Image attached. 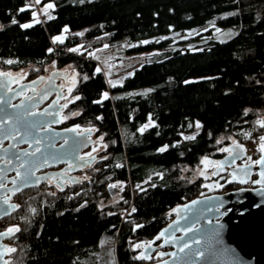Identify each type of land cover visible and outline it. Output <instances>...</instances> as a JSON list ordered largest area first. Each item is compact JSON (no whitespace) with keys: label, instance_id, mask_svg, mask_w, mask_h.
Instances as JSON below:
<instances>
[{"label":"trees","instance_id":"1","mask_svg":"<svg viewBox=\"0 0 264 264\" xmlns=\"http://www.w3.org/2000/svg\"><path fill=\"white\" fill-rule=\"evenodd\" d=\"M45 3L54 4L49 10L54 19L42 13L47 20L34 23L32 1L0 0V71L27 69L32 78L47 66H68L77 80L71 96L81 99L68 104L67 124L94 129L96 138L103 137L102 149L84 178L63 191L39 184L15 194L20 207L4 227L18 225L21 231L9 238L16 251L7 261L152 264L156 254L135 259L140 250L134 245L155 242L174 206L205 194L200 180H193L201 159L220 157L221 145L231 139L253 146L264 133L257 123L264 117V0H42L39 5ZM25 23L33 27L21 28ZM209 23L234 35L149 58L113 88L97 72L94 52L105 45L116 49L124 38L139 41ZM65 27L64 43L53 44ZM150 117L156 126L141 133ZM196 121L202 125L196 138L185 139ZM258 156L257 150L253 158ZM110 184L119 187L114 198L106 191Z\"/></svg>","mask_w":264,"mask_h":264},{"label":"water","instance_id":"2","mask_svg":"<svg viewBox=\"0 0 264 264\" xmlns=\"http://www.w3.org/2000/svg\"><path fill=\"white\" fill-rule=\"evenodd\" d=\"M69 75L67 68L63 71L53 70L46 76H38L29 82L19 83L14 87H11V85L17 82L16 79L0 77V99L4 101L0 103V122H3V128L0 130V141L2 143L7 142L4 147H1L2 143H0V155H3V149L18 143L17 140H13L9 136L10 132L18 129L21 138L26 137L29 141L38 138L41 141L40 147L48 162L44 163L43 157L39 153L36 157L24 158L26 160H36L43 164L38 171L64 165L59 171H47L41 174H37L38 171H36L33 180L36 177L41 178L38 184H42L47 177L54 179L60 177L62 179L64 171L75 173L90 166L86 164L88 157H80V154L94 144V132L86 130L79 133L77 130L69 131L74 128L60 130L53 128V125L59 123V111L61 109L54 108V106L63 96L61 87L67 84L65 79ZM13 77H19L20 79L19 75H13ZM41 77H44V80H40ZM59 79L63 80L61 86L56 83ZM42 81L44 82L40 85ZM32 88H35V91H32ZM26 90L29 91L27 95L23 97L17 95V93ZM54 94L55 97L43 106ZM58 97H60L59 100ZM22 102L23 106H20ZM45 110H47V114L40 115ZM30 112L35 113V115H30ZM42 125L43 127H41ZM6 136H8L7 139ZM21 146L26 147L20 149ZM101 148L102 146L99 147V149ZM224 148L232 149V152L223 151L225 155L216 162L223 164V168L228 167L229 180H232L233 174L236 175L237 179L231 183L245 185L246 183H240L239 180L246 179L250 182L251 174L254 172L256 177L251 182L252 187L239 188L221 194L198 196L183 204L174 206L170 211L172 219L157 234L158 236L163 230L168 229L165 238L155 240L157 244L152 243L151 248H148L147 251L141 248L140 253L144 252L146 256L150 257L154 253L156 254L159 261L154 264H164V261H167L168 264H264V192H261V189H264V183H253L260 179L259 173L264 171V166L251 163L234 166L236 162L246 157V152L241 153L233 163V155L239 149H236L234 144H229L222 149ZM23 150L32 151L28 148L27 143H20L19 148L9 149V155ZM95 153L92 156L96 160ZM260 157L261 152L258 159ZM13 163L18 164L19 161H13ZM0 167H3L2 162H0ZM21 171L23 172L24 169H21ZM14 177L15 172L12 171L8 173L7 179L10 181ZM67 178L68 181H71L70 184L81 181V178L76 176ZM38 184L34 183L23 190L36 187ZM7 187L10 189L13 185L9 183ZM207 190L209 191V189ZM193 201H200V203L193 204ZM221 202L223 207L220 209V213L226 212V214L221 216L219 220V223L223 224L224 227L220 230L219 236H216V217L220 213L215 211L214 206ZM10 203L15 204L14 202ZM3 208H7V206L4 205ZM2 210L0 209V211ZM9 215L0 216V220ZM210 220L211 223H209ZM169 225L172 227L169 228ZM185 229L192 230L185 235ZM173 237L174 239H172ZM3 239L6 238H0V250ZM164 239H169L170 242L165 244ZM193 240H198L199 243H192ZM185 243H188L190 247L181 251L180 249ZM159 253H175L176 256L164 255L161 258ZM3 256L0 257V264L5 262ZM141 260L147 261L148 259Z\"/></svg>","mask_w":264,"mask_h":264},{"label":"snow or ice","instance_id":"3","mask_svg":"<svg viewBox=\"0 0 264 264\" xmlns=\"http://www.w3.org/2000/svg\"><path fill=\"white\" fill-rule=\"evenodd\" d=\"M81 2H83V0H81ZM41 3H42V0H35V4L36 5H39ZM54 7L55 6H54L53 3H48V4L45 5V7L43 9V14L45 16H47V18L49 20L54 19V17L50 14V11H49V10H54ZM26 10H29V9L28 8L19 9V11H21V12L26 11ZM32 17H33V22L34 23H40L41 22L38 19L36 12L32 13ZM12 23L16 24L17 21L15 19H13ZM20 27L23 28V29H28V28L33 27V23L21 24ZM68 31H69V29L67 27H65L63 29L64 33H67ZM81 35H82V33H81ZM64 39H65V37L63 35H57V36L53 37L52 43L53 44H56V43L63 44L64 43ZM105 47H107V45H105ZM48 51L51 53L53 51V49L50 48V49H48ZM69 51L77 52V51H79V49L72 48V49H69ZM7 63L8 64H12L13 61L9 60V61H7ZM99 71L100 70L97 69V72H99ZM0 77H12L13 79H16L17 82H19V77H13V74L10 73V72H0ZM83 79L87 80L88 77L84 76ZM40 80H44V77H41ZM33 83H36V82H33ZM76 83H77L76 76L71 77V84L73 85V87H69L68 88V93L69 94L72 93L73 88H74ZM109 83L112 84L113 87L116 86V84L111 82V81H109ZM25 87H30V86H25ZM31 90L35 91V88H32ZM9 91H10V89H9ZM22 94H23L22 91L17 93V95H22ZM144 94H146V93H144ZM102 96H103L104 100L109 98V94L107 92L102 93ZM59 99H60V97H58V100ZM64 99H67V97H64ZM80 99H81V97L79 95H76V96L72 97V99L70 101H68V102L69 103H74L75 101L80 100ZM3 102H4L3 99H0V103H3ZM94 103H102V100L94 101ZM20 106H23V102L21 103ZM63 107H67V104H64V105L61 106V108H63ZM29 114L30 115H35V113H31V112ZM45 114H47V110H45L44 113H40V115H45ZM76 114H78V113H73V115H76ZM67 118L68 117H62V119H67ZM99 118L100 117H98V119ZM5 122H7V121H5ZM257 123L259 124V126L261 128H264V120H259V121H257ZM150 126L151 127H155L156 126L152 122L151 117L149 118V122L147 124H145L143 127H141L139 129V131L141 133H143ZM191 126L192 125H189V127H191ZM41 127H43V125ZM195 127L197 129H199V128L202 127V125L199 122H196L195 123ZM2 128H3V122H0V130H2ZM75 130L76 129L74 128V129H70L69 131H75ZM88 131L91 132V131H94V129L90 128V129H88ZM245 135L249 136L250 134L245 133ZM9 136L13 140H17L18 143L15 144V145H9V148L3 149V155H0V162L3 163V167H0V209H3L2 211H0V216L9 215L12 211H16L20 207L17 204L10 203L12 195H15L16 193L23 191L24 188L32 186L34 183L38 184L40 182L41 178L36 177L35 180H33V177H35V172L38 171L43 166V164L37 162L36 160H26L24 158L36 157L37 154L39 153L40 156L43 157V162L44 163L48 162L47 157L44 156V153L42 152V149L40 147L41 141L38 138H35V139L31 140V141H29L26 137L21 138L18 129L13 131V132H10ZM5 138L7 139L8 136H6ZM195 138L196 137L194 135L185 137V139H187V140H194ZM99 139H100V141H102L103 137L101 136ZM259 140H260V144H259V147H258V151L261 152V157H260V159H258L256 161H253L252 163H254L256 165L264 166V136H260ZM0 143H2V141H0ZM20 143H27L28 144V148L32 149V151L23 150V151L14 152L11 155H9V149L10 148H19V144ZM217 143L219 144V143H221V141L217 140ZM233 143L235 145V148L239 149V151L235 152L234 155H233L232 162L234 163L235 159L241 153H244L246 150L243 148L242 145H240V144H238L236 142H233ZM103 147L106 148V145H103ZM166 148H167V146L161 148L160 151L163 152V151L166 150ZM93 151H97V149L94 148ZM222 151L232 152V149L224 148V149H222ZM102 159H107V157H102ZM94 160H95V157H93L91 155V153H89L88 154V159L86 160V164L91 165V163ZM247 160L251 161V157H248ZM13 161H19V163L18 164H14ZM202 163L205 165V169L204 170H200L199 174L201 176H204L206 179L210 178L208 176V174H207L208 166L212 165V166L217 168V171L211 172V176L219 175L220 170L223 169V164H221L219 162H216L214 164V162L210 161L207 157H205L203 159ZM120 166L121 165H117V167H120ZM21 169H24V171L22 172ZM12 171L15 172V177L12 178L9 181L7 179V176H8V173L12 172ZM245 175H247V173H245ZM259 175H260V179L254 181L253 182L254 184H262V183H264V171H261L259 173ZM46 179L51 180V179H54V178L47 177ZM85 179H88V177H85ZM236 179H237L236 175L233 174L232 175V180H229L227 182L231 183L233 180H236ZM69 182H71V181H69ZM239 182L240 183H247L248 181L246 179H240ZM9 183H11L13 185V187L10 188V189L7 187ZM56 187L59 190L63 191V185L62 184H57ZM109 187L110 188H117L118 185L117 184H110ZM203 187L209 189V191H212V190H214V188L222 187V185H220L217 182V183H215V185H213V184H204ZM261 192H264V189H261ZM50 195H55V193H50ZM201 195H204V194L202 193ZM208 199H211V198H208ZM192 203L193 204H198V203H200V201H193ZM4 205H6L7 208H3ZM83 206L84 205H81V207H83ZM214 207H215V211L217 213H220V209L223 207V203L221 202L219 204H216ZM31 211L33 213H35L36 210L33 208V209H31ZM77 211H79V209H77ZM135 211H136V209L133 208L132 212H135ZM174 211L178 212L179 210H174ZM62 214L63 213H61V215ZM225 214H226V212L225 213H220V215L216 217V221H217V226H216V229H215V235L216 236H219L220 230H222L223 227H224L223 224L219 223V220H220L221 216H223ZM209 223H211V220L209 221ZM140 227H143V225H136V228H140ZM171 227L172 226L169 225V228H171ZM190 230H192V229H185V235H187L188 231H190ZM20 231H21V229H20V227L18 225L9 227L4 232H0V238H10L11 236H14L16 233H18ZM167 232H168V229L163 230L155 239L156 240H160L162 238H165V235H166ZM172 239H174V237ZM169 242H170L169 239H164V243L165 244H167ZM153 243H154V241H153ZM192 243L198 244L199 241L198 240H193ZM161 246H163V245H161ZM188 247H190V245L188 243H185L181 247L180 250L183 251L184 248H188ZM141 248H143L145 251H147L148 248H151V243H149L147 245L141 244V243H138V244L134 245V250L141 249ZM15 251H16L15 248L5 246L3 252L0 253V257H2L4 254H10V253H13ZM198 254H202V253H198ZM164 255H171L173 257L176 256L175 253H169V254L159 253V256L161 258H163ZM150 258L151 257L146 256L144 254V252H141L140 255L135 257V259H150ZM4 264H10V262L9 261H5ZM164 264H168V262L164 261Z\"/></svg>","mask_w":264,"mask_h":264},{"label":"rangeland","instance_id":"4","mask_svg":"<svg viewBox=\"0 0 264 264\" xmlns=\"http://www.w3.org/2000/svg\"><path fill=\"white\" fill-rule=\"evenodd\" d=\"M46 4L47 3L42 4V5H38V8H39L41 13H43V9H44ZM58 35L64 36V32L62 31ZM233 35H234L233 31H231L229 29H222L216 23H209V24L201 26V27L188 29V30H184V31H169L163 35H160L157 37H151V38H147V39H141L139 41H129L126 38H124L121 41H119L120 46L117 47L116 49H110L107 47H103L101 49L96 50L94 52V58L96 59V61L98 63L99 70L102 72V74L104 75V77L106 79V83H107L108 88H113L112 84H110L109 81L115 83L116 86H120L126 77L131 76L132 73L134 72V70L139 68L149 58L158 56V55H160L164 52H167V51H173V50L184 51L186 49H194L196 47L202 46L203 44H206L209 41H226V40L230 39ZM55 36H57V35H54L53 37H55ZM53 37H52V39H53ZM66 68L68 69V73L70 75L66 77L65 81L67 84L63 85L61 87V91L63 92V99H64V97H67V99H64V100H65V102L67 101L66 104L68 106V104H69L68 101H70L72 99L71 94L68 93V88L73 87V85L71 84V77L75 76V73L73 71H71L68 66L64 67V68H60V69L55 68L53 66H47L45 68V71L41 74H45V73L47 74L53 70L63 71ZM23 71H24V75H22V76H23V78H25V77H27V75H26L27 69H24ZM0 72H2V71H0ZM8 72H10L14 75L19 74V71H15V72L8 71ZM62 83H63V80L60 81V85H62ZM104 92L109 93L108 90H106ZM66 109H67V107H66ZM64 116L68 117L67 119H69L71 117V116H68L67 110H65ZM260 120H264V117H262ZM195 123L193 125V130L190 133L182 135L184 138L187 136L195 135L200 130V128L197 129L195 127ZM74 128H76L77 130H88V129H90V128L77 127L75 125H74ZM93 140H94V144L90 147V150L84 156L88 157L89 153H91V155L93 153H95L96 151H93L94 148L97 149V152L94 155L96 157L99 156L100 150L102 149V148L99 149V147H101L100 141L94 135H93ZM220 141L222 143L223 140L221 139ZM233 142H235V141L231 139L228 143L222 144L220 149H219L220 154L222 155V153H223V151H222L223 147H225L229 144H234ZM259 144H260V140H256V142L253 144V146L251 145L247 148H245V147H243V148L248 153H250L253 157V155L258 150ZM204 158L201 159L199 167L197 169H195V171H194L195 174L193 177V180L199 179L201 183H202V181L200 179L201 175L199 174V172H200V170L205 169V165L202 163ZM207 158L209 160H211V159L214 160V158H209V157H207ZM210 166H208L207 170L209 169ZM51 189L53 191H55L57 188H51ZM149 243L152 244L153 241L149 242ZM149 243H146L145 245H147ZM139 250L141 251V249H139ZM140 251H139V254H140Z\"/></svg>","mask_w":264,"mask_h":264},{"label":"flooded vegetation","instance_id":"5","mask_svg":"<svg viewBox=\"0 0 264 264\" xmlns=\"http://www.w3.org/2000/svg\"><path fill=\"white\" fill-rule=\"evenodd\" d=\"M48 74V73H47ZM46 73L45 74H39L35 77H32V78H23L22 75H24V71H19V74H16V75H19L20 76V79H19V82H15L11 85V87H14L16 86L17 84L19 83H24V82H29L35 78H37L38 76H46L47 75ZM14 75V74H13ZM60 81L62 80H57L56 83L58 85H60ZM44 81L41 82L40 85L43 84ZM39 85V86H40ZM38 86V87H39ZM61 86V85H60ZM29 93L28 90H26L25 92H23V94L21 95V97L27 95ZM55 97V94L52 95L44 104L43 106H45L47 103H49L53 98ZM66 104L65 100L63 99V96L62 98L58 101V103L55 104L54 108H61L62 105ZM65 110H66V107H63L60 109L59 111V123L57 125H53V128L55 130H60V129H65V128H74V125H68L67 124V119H62V117H65L64 114H65ZM76 129V128H75ZM77 130V129H76ZM79 133L83 132V131H86V130H77ZM264 136V134H263ZM7 144V142H4L1 144V147H4L5 145ZM26 146H21L20 149H23L25 148ZM91 147V146H90ZM90 147L86 148L85 150H83L80 154V157H87V156H84L86 153H88V151L90 150ZM246 152V157L243 159V160H240L238 162H236L234 164L235 165H245V164H254L252 163L253 161H256L257 159H253L252 155L250 153H248L247 151ZM225 155V153L223 152L222 155L220 157H218L217 159H214L212 160V162H214V164L216 163V161H218L220 158H222L223 156ZM259 155H260V151H259ZM248 157H251V161H248L247 158ZM64 167V165H61V166H57L55 168H46L42 171H38L36 172L37 174H41V173H46L47 171H59L61 170L62 168ZM87 168V167H86ZM86 168L82 171H78V172H75V173H69L67 171H64V173L62 174V179L60 177L56 178V179H51V180H48L46 179L42 184L50 187V188H57L56 185L57 184H62L63 185V188L67 185H72L69 183L68 181V178L69 176H76V177H79L81 179L84 178V173H85V170ZM228 167H224L222 170H220V173L219 175L217 176H211V172L213 171H217V168L214 167V166H210L209 169L207 170V174L210 178H205L204 176H200V179L202 181V184H213L215 185V183H219L220 185H222V187H219V188H214V190L212 191H208L207 188H204V192L205 194L204 195H208V194H221V193H225V192H229V191H233V190H236V189H239V188H251L252 185H251V182L253 179H255L256 175L254 172H252L251 174V181L250 182H247L245 185H241V184H237V183H229L227 181H229V172H228ZM10 176H13V175H10ZM67 176V177H66ZM39 185V184H38ZM58 189V188H57ZM204 195H201V196H204ZM15 196V195H14ZM14 196H12L11 198V201L10 202H14L13 201V198ZM11 215V214H10ZM9 215V216H10ZM5 217L3 219L0 220V232H4L7 228L11 227V226H8V227H4V225L7 224V221L6 219L9 217ZM7 246V247H10L9 245V238H6V239H3L2 242H1V250L0 252H3L4 250V247ZM8 256L9 254H4L3 256V259L5 261H7L8 259Z\"/></svg>","mask_w":264,"mask_h":264},{"label":"built area","instance_id":"6","mask_svg":"<svg viewBox=\"0 0 264 264\" xmlns=\"http://www.w3.org/2000/svg\"><path fill=\"white\" fill-rule=\"evenodd\" d=\"M30 1H32V3H33V7H34L35 11L37 12V17L41 21L40 23H44L47 20L46 17L40 12V10L38 8V5L35 4V1L34 0H30ZM106 191H107V194L109 195V197L114 198L118 194V192H119V187H117V188H110L109 186H107ZM126 213H127V210L125 209L124 211H122L120 213V216L122 218H124V216L126 215ZM158 261H159V259L157 257H154L152 259V263L153 264L156 263V262H158Z\"/></svg>","mask_w":264,"mask_h":264}]
</instances>
